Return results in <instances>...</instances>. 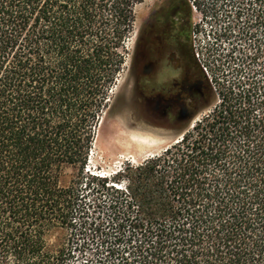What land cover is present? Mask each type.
<instances>
[{"label":"trees","instance_id":"obj_1","mask_svg":"<svg viewBox=\"0 0 264 264\" xmlns=\"http://www.w3.org/2000/svg\"><path fill=\"white\" fill-rule=\"evenodd\" d=\"M144 1L0 0V264H264V0H218L214 111L89 182Z\"/></svg>","mask_w":264,"mask_h":264},{"label":"rangeland","instance_id":"obj_2","mask_svg":"<svg viewBox=\"0 0 264 264\" xmlns=\"http://www.w3.org/2000/svg\"><path fill=\"white\" fill-rule=\"evenodd\" d=\"M187 1L191 3V26L194 29L192 40L196 52L199 54L198 59L201 60L202 70L212 87L213 99L195 115L183 130L178 132L156 129L139 121L136 113L137 105L130 94L133 82L135 24L133 32L126 41V63L118 77L111 106L103 117L90 153L86 169L89 182L92 180L90 178L92 176L113 178L126 167H137L147 159L162 153L184 137L220 104L218 85L215 81V77H217L215 68L218 67L219 56L228 53L230 48L223 29L225 26L220 22L223 9L218 0ZM163 2L165 0H145L139 4L136 9V23L145 18L154 7L162 5ZM71 173V170H68L67 174ZM86 195V211L83 221L88 223L87 227L89 228V222L95 215L93 187H89ZM76 255L78 259L76 264H82L83 260L89 257V250L87 249L83 253L76 252Z\"/></svg>","mask_w":264,"mask_h":264},{"label":"flooded vegetation","instance_id":"obj_3","mask_svg":"<svg viewBox=\"0 0 264 264\" xmlns=\"http://www.w3.org/2000/svg\"><path fill=\"white\" fill-rule=\"evenodd\" d=\"M165 0L137 21L131 96L149 127L183 130L213 99L192 37L190 12Z\"/></svg>","mask_w":264,"mask_h":264}]
</instances>
